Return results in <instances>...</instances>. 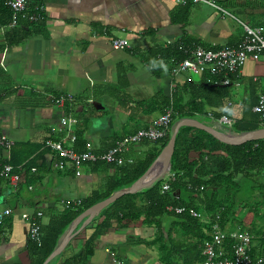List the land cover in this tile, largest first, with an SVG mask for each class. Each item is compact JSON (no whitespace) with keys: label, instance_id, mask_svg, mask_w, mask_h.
<instances>
[{"label":"crops","instance_id":"1","mask_svg":"<svg viewBox=\"0 0 264 264\" xmlns=\"http://www.w3.org/2000/svg\"><path fill=\"white\" fill-rule=\"evenodd\" d=\"M212 1L238 21L264 29V0ZM43 2L45 13L36 25L20 21L19 27H29L24 30L0 27V136L13 144L9 150L0 147V170L4 166L13 168L31 153L17 169L13 168L22 173L15 188L0 179V212L11 211L0 228V264L29 262L28 226L21 218L23 214L42 213V226L65 205L74 206L86 199L113 173L85 164L78 170L69 166L63 171L54 169L56 158L43 148V143L62 137L59 121L64 111L49 102L48 94L76 98L72 112L75 135L80 133L84 144L91 145L97 153L103 152L116 139L152 126L160 115L150 114L147 104L156 94L169 97L171 85L178 88L188 81L199 80V75H182L171 80L165 70L155 76L142 64L140 54L182 40L197 42L208 49L237 47L242 37L238 23L202 4L182 7L167 0ZM204 9L212 13H205ZM112 39L125 40L128 49L112 50ZM234 88L229 106L231 119L251 122L255 117L252 108L264 92L263 54L246 61ZM88 100H92L91 105ZM99 101L112 102L105 124L89 121L104 110ZM199 118L205 119L209 124L198 122L208 127L232 134L230 128L218 125L217 121ZM35 146L40 148L32 153ZM145 150L140 144L130 147L124 160L132 163L131 153L142 151L144 155ZM32 161L34 164L25 170ZM93 221L84 228V222L76 227L75 237L58 257V264L82 252ZM124 226L111 224L95 241L87 264H161L156 248L146 249L136 241L152 240L154 228L140 223ZM169 226L170 223L164 222L165 234H169ZM224 227L233 230L229 225ZM169 236L175 246L182 241L179 229ZM170 255L171 264H182L178 254Z\"/></svg>","mask_w":264,"mask_h":264},{"label":"trees","instance_id":"2","mask_svg":"<svg viewBox=\"0 0 264 264\" xmlns=\"http://www.w3.org/2000/svg\"><path fill=\"white\" fill-rule=\"evenodd\" d=\"M6 1L0 0V27L8 26L10 20V10L6 6ZM19 25L17 28L22 30L29 27L26 25L19 27ZM191 46H199L206 50L225 48L208 49L197 42L182 40L173 46L150 49L139 57L151 74L159 76L164 70L170 74L175 65L189 59L187 48ZM221 80V75L203 72L199 75L198 81H188L178 88L173 86L170 99L164 97L162 93L156 94L147 104L150 107L148 111L150 114L157 112L161 116L170 106L174 111L166 136L158 142H140V145L146 149L141 160L132 163L124 160L119 167L104 163L89 164L93 169L99 167L113 173L98 190L91 192L79 205L63 209L41 226L40 244L29 240L26 243L28 264H42L55 249L66 229L79 215L96 203L109 198L114 192L126 189L137 181L169 141L171 129L176 121L195 120L199 116L209 118L212 122L218 121L221 117L231 119L228 105L232 104L236 91L233 82H238V79L230 75L231 84L228 86H221ZM254 116L251 122L234 120L229 129L230 133L241 135L260 130L259 117L255 114ZM84 146L80 133L77 132L73 149L80 153L84 151ZM39 148V146L32 147L31 152L34 153ZM30 154L12 167L17 169L16 166ZM33 164L34 161L24 169L28 170ZM169 173L174 180L164 177L151 187L134 195L123 196L104 209L92 222V226L90 225L91 234L84 241L82 252L62 264H87L93 254L95 241L110 229L112 223L122 227L129 223H140L144 227L154 228L152 240L137 239L136 241L146 249L156 248L161 264H171L172 261H169L168 257L175 253L181 257L182 264H203L204 258L200 247L204 240H209L207 232L210 229L206 219L214 221L218 216L221 227L225 225L233 227L237 222L240 224L242 222L236 217L240 209H247V213L252 214L254 218L264 212V183L257 181L264 176V140L238 146L225 145L203 131L183 127L176 134ZM164 184L168 185L166 192L162 191ZM246 186L248 191H257L256 194L261 195L260 202H255L253 208L243 203L246 197H241ZM175 208H183L184 212L177 215L172 211ZM190 212H194L197 216L192 217ZM99 220L101 222H98ZM164 222L170 223L169 234L162 231ZM178 229L182 241L176 242L178 245L175 246L169 235ZM246 230V233L252 237L250 258L252 260L264 258V230L257 229L254 225ZM59 258L50 264H58Z\"/></svg>","mask_w":264,"mask_h":264},{"label":"built area","instance_id":"3","mask_svg":"<svg viewBox=\"0 0 264 264\" xmlns=\"http://www.w3.org/2000/svg\"><path fill=\"white\" fill-rule=\"evenodd\" d=\"M44 0H7L6 6L10 10L9 29L18 27L20 21H25L29 25H36L42 19L45 13ZM170 3L182 7L188 5L202 4L213 8L220 12L223 17H229L239 24L242 29V37L237 47H225L215 50H206L199 46H191L187 48L189 59L180 62L172 68L170 76L171 80L182 75H200L203 72H209L211 75H221V86L231 84L229 76L234 75L238 79L240 69L244 66L248 59L255 58L258 54L264 55V29L261 27L252 28L230 16L223 9L217 7L212 0H167ZM110 46L114 51H123L128 49L125 40L112 39ZM237 85V81L233 82V86ZM173 91V86H170ZM171 91V94H172ZM171 94L169 99L171 98ZM49 102L64 111L60 118V127L62 137L58 140L48 139L44 141L43 148L52 153L56 158L53 167L56 171H63L68 166L69 168L78 170L83 164L104 163L119 167L124 163L125 154L129 151L132 145L140 144L142 141L158 142L162 140L171 125L172 115L174 111L170 106L166 112L159 116L152 126L145 130H140L133 135L125 136L115 140L112 147L108 150L97 154L89 144H85L83 152H76L73 149V144L76 140L74 131L73 109L76 104V98L69 95H52L48 94ZM87 104H92V100H88ZM230 106V105H228ZM252 113L259 117L260 126L264 129V92L257 100V103L252 108ZM233 120L221 117L217 123L220 126L231 128ZM52 132H55L52 130ZM12 142L4 136H0V147L9 150L12 147ZM71 145L72 147H67ZM31 171H35L32 169ZM21 171L15 172L10 166H4L0 170V179H5L14 188L21 182ZM171 180L173 176L168 174ZM168 185L162 186V191L166 192ZM76 202L74 206L79 205ZM65 205L64 208H68ZM179 215L184 212L183 208H175L172 210ZM192 217L197 215L190 212ZM11 215L10 210L0 212V228L4 221ZM22 220L28 226V240L40 244L41 241V218L42 213L38 212L33 216L23 214ZM210 224V229L207 232L209 240H204L201 247V255L204 258L203 264H264V258L252 260L250 258L252 237L245 232L229 230L221 227L219 217L216 216L214 221L206 219Z\"/></svg>","mask_w":264,"mask_h":264},{"label":"water","instance_id":"4","mask_svg":"<svg viewBox=\"0 0 264 264\" xmlns=\"http://www.w3.org/2000/svg\"><path fill=\"white\" fill-rule=\"evenodd\" d=\"M183 127L203 131L225 145L238 146L252 141L264 140V129L248 132L241 135H233L223 133L213 127H208L196 120L182 119L175 122L171 129L169 141L160 151L159 155L148 168V170L130 187L114 192L109 198L96 203L95 205L84 211L81 215H79L66 229V231L58 240L55 249L50 253V255L44 260L42 264H50L61 255L70 241L75 237L74 231L81 222H84V224L82 225V227L84 228V226L89 225L91 221L97 218L104 209L113 204L119 198L126 195H134L144 189L151 187L163 177H166L170 172V160L174 151L176 134L178 133L179 129Z\"/></svg>","mask_w":264,"mask_h":264},{"label":"rangeland","instance_id":"5","mask_svg":"<svg viewBox=\"0 0 264 264\" xmlns=\"http://www.w3.org/2000/svg\"><path fill=\"white\" fill-rule=\"evenodd\" d=\"M205 6V5H204ZM202 8V7H201ZM207 8V7H205ZM205 10V13H212V10H207V9H204ZM235 18V17H234ZM236 20H238L237 18H235ZM232 20V19H231ZM207 31V30H206ZM205 31V32H206ZM99 103L102 105L101 107L104 109L103 111L99 112V115L96 117V118H91L89 121L91 122H99V123H103L105 124L106 123V120L107 118L109 117L110 115V108H111V101L110 102H101L99 101ZM196 121H200V122H203V123H208L205 119H201L199 117H197L195 119ZM177 122V121H176ZM135 145H132L131 148H134ZM131 158L134 160V161H137V160H141L143 159V152L139 151V152H133L131 153ZM164 179V177H163ZM256 180V179H255ZM259 183H264V176H261L258 180H257ZM257 182V183H258ZM249 190V189H248ZM247 190V186L245 188L244 191H242V194H241V197H246L244 200H243V203L244 204H247L249 206V208H253V204L257 201L260 200V197L261 195L256 192H252V191H248ZM248 197V198H247ZM260 202V201H259ZM248 210L247 209H240L237 213V217L242 219L241 221V224L240 223H236L233 227L230 226V229H233L235 231H241V232H245L246 233V229L249 228L250 226L254 225L256 226L257 229H262L264 230V212L262 211L261 213H259V215L257 217L254 218V216H252V214H248L247 213ZM239 221V220H238ZM157 251H155L156 253ZM159 258V256L157 255V259ZM159 261V260H158Z\"/></svg>","mask_w":264,"mask_h":264},{"label":"clouds","instance_id":"6","mask_svg":"<svg viewBox=\"0 0 264 264\" xmlns=\"http://www.w3.org/2000/svg\"><path fill=\"white\" fill-rule=\"evenodd\" d=\"M116 140H117V139H116ZM169 174H170V173H169ZM167 176H168V175H167ZM167 176H166V177H167Z\"/></svg>","mask_w":264,"mask_h":264}]
</instances>
